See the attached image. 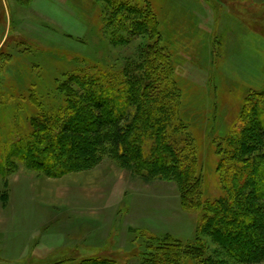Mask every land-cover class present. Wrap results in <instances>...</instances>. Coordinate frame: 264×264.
<instances>
[{"label":"rangeland","instance_id":"obj_1","mask_svg":"<svg viewBox=\"0 0 264 264\" xmlns=\"http://www.w3.org/2000/svg\"><path fill=\"white\" fill-rule=\"evenodd\" d=\"M127 1L130 13L113 12L106 0H0V89L24 92L35 85L45 95L77 65L116 71L134 65L153 35H139L137 26L130 32L133 11L144 3ZM147 2L159 42L169 46L179 118L198 147L203 195L213 200L219 197L214 139L232 128L244 99L258 94L264 100V0ZM109 32L116 42L130 41L112 45ZM5 103L21 117L14 100ZM23 104L32 108L26 99ZM261 106L256 109L264 112ZM102 148L95 168L62 178L16 164L0 201V264H152L149 243L194 242L199 212L181 208L178 183L146 181ZM203 238L207 250L199 264H240ZM182 264L198 263L191 255Z\"/></svg>","mask_w":264,"mask_h":264},{"label":"trees","instance_id":"obj_2","mask_svg":"<svg viewBox=\"0 0 264 264\" xmlns=\"http://www.w3.org/2000/svg\"><path fill=\"white\" fill-rule=\"evenodd\" d=\"M106 1L113 12H131L127 0ZM142 1L144 7L133 11L130 32L137 26L139 35L148 38L149 33L153 41L139 48L134 65L117 71L97 64L77 65L64 80H55L45 95L35 85L24 92L0 89V181L4 182L0 201L5 203L7 179L16 164L45 177L62 178L95 168L100 162L97 154L106 146L111 157L144 180L176 181L181 208L199 212L194 242L149 243L152 264H182L191 255L199 264L206 255L205 236L237 263H263L264 112L256 107H264V100L259 103L258 94L244 99L232 128L214 139L219 197L205 198L198 147L179 118V90L170 76L169 46L167 50L161 46L156 15L147 0ZM109 36L112 45L130 41L126 37L121 44L112 32ZM7 99L23 111L20 118L6 109ZM25 99L31 109L23 104Z\"/></svg>","mask_w":264,"mask_h":264}]
</instances>
